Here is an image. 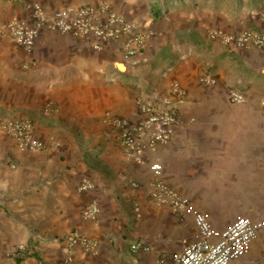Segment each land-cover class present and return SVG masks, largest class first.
Segmentation results:
<instances>
[{
  "label": "crops",
  "instance_id": "obj_1",
  "mask_svg": "<svg viewBox=\"0 0 264 264\" xmlns=\"http://www.w3.org/2000/svg\"><path fill=\"white\" fill-rule=\"evenodd\" d=\"M33 4L48 16L106 5L148 35L128 61L118 44L95 51L47 27L26 51L0 30V116L30 119L46 143L22 152L0 131V264H64L74 234L97 242L71 250L76 264H173L198 230L191 214L152 197L154 163L219 232L239 216L264 217V50L207 37L262 31L264 0H0V18L32 23ZM145 105L177 123L137 162L105 117L135 121ZM83 179L91 189L80 190ZM92 203L95 219L85 216ZM229 264H264V230Z\"/></svg>",
  "mask_w": 264,
  "mask_h": 264
},
{
  "label": "built area",
  "instance_id": "obj_2",
  "mask_svg": "<svg viewBox=\"0 0 264 264\" xmlns=\"http://www.w3.org/2000/svg\"><path fill=\"white\" fill-rule=\"evenodd\" d=\"M29 8L32 23L20 19L0 18V30L6 33L14 45L26 51L33 49L44 27L81 39L95 51L103 50L111 44H118L124 59L128 61L133 60L146 43L148 34L138 24L109 10L106 5L68 7L52 16H48L39 4H33ZM207 37L209 40L218 41L238 50L251 48L264 50V29L260 32L242 33L211 30L207 32ZM206 82L213 83L211 80ZM172 90L178 96H183L185 93L178 83L173 84ZM231 100L235 103L242 102L243 96L233 91ZM105 119L116 132V140L123 153L137 162H144L148 148L152 149L160 143L167 142L177 123L176 116L170 111L146 105L141 109V117L138 120L131 121L110 114ZM0 131L12 137L17 148L22 152H36L46 148V143L34 134V126L30 119L0 116ZM150 169L156 178L151 192L152 197L168 204L175 212L191 214L198 230L194 239L184 247L181 254L175 257L173 264H229L242 258L252 242L264 230V217L253 220L248 216H239L219 232L212 227L205 213L194 209L187 198L158 179L162 171L159 163L152 164ZM132 186L136 188L138 184L133 182ZM91 188L92 184L87 179H83L80 190ZM98 211V205L92 203L86 210L85 216L95 219ZM96 245L97 242L87 236L72 235L69 237L70 251L64 264H76L71 252L74 247L82 246L86 251H93ZM140 247L139 243L132 245L133 250ZM19 250L24 251L25 246H19Z\"/></svg>",
  "mask_w": 264,
  "mask_h": 264
},
{
  "label": "rangeland",
  "instance_id": "obj_3",
  "mask_svg": "<svg viewBox=\"0 0 264 264\" xmlns=\"http://www.w3.org/2000/svg\"><path fill=\"white\" fill-rule=\"evenodd\" d=\"M211 31V30H209ZM214 31H222V32H227V31H224V30H214ZM245 31H249V30H245ZM245 31H240V32H230V33H242V32H245ZM257 32V31H256Z\"/></svg>",
  "mask_w": 264,
  "mask_h": 264
}]
</instances>
